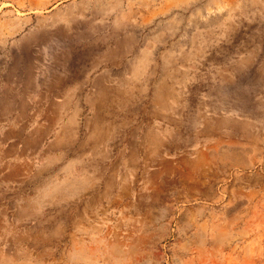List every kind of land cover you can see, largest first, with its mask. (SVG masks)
I'll use <instances>...</instances> for the list:
<instances>
[{"label":"rangeland","instance_id":"1","mask_svg":"<svg viewBox=\"0 0 264 264\" xmlns=\"http://www.w3.org/2000/svg\"><path fill=\"white\" fill-rule=\"evenodd\" d=\"M0 264H264V0H0Z\"/></svg>","mask_w":264,"mask_h":264},{"label":"bare ground","instance_id":"2","mask_svg":"<svg viewBox=\"0 0 264 264\" xmlns=\"http://www.w3.org/2000/svg\"><path fill=\"white\" fill-rule=\"evenodd\" d=\"M21 204V203H20ZM8 227V226H7Z\"/></svg>","mask_w":264,"mask_h":264}]
</instances>
